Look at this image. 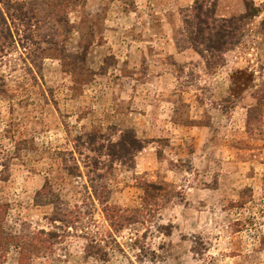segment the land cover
Returning <instances> with one entry per match:
<instances>
[{
	"label": "rangeland",
	"instance_id": "374dc122",
	"mask_svg": "<svg viewBox=\"0 0 264 264\" xmlns=\"http://www.w3.org/2000/svg\"><path fill=\"white\" fill-rule=\"evenodd\" d=\"M197 1L0 0V264H264V0Z\"/></svg>",
	"mask_w": 264,
	"mask_h": 264
},
{
	"label": "trees",
	"instance_id": "16d2710c",
	"mask_svg": "<svg viewBox=\"0 0 264 264\" xmlns=\"http://www.w3.org/2000/svg\"><path fill=\"white\" fill-rule=\"evenodd\" d=\"M200 7H201L200 0H198L197 1V6L195 7V9L196 8L198 9ZM250 15L251 14L243 15L242 17H237L235 19H222L221 22L223 24L222 23H220V24H216V23L215 24H211V23H209V17H208V21L206 22V29L215 31V33H217V35H218L217 41H218L219 45L220 44H226L228 42H232L230 39L233 38V36L235 35V33L238 32V30L242 26V24H244V22H243L244 18H246L247 16H250ZM226 23H229V24L225 26ZM199 30L202 31L203 28L200 27Z\"/></svg>",
	"mask_w": 264,
	"mask_h": 264
}]
</instances>
